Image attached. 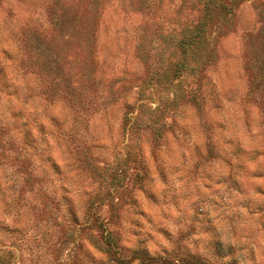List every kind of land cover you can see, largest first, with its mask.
Masks as SVG:
<instances>
[{
    "label": "rangeland",
    "instance_id": "obj_1",
    "mask_svg": "<svg viewBox=\"0 0 264 264\" xmlns=\"http://www.w3.org/2000/svg\"><path fill=\"white\" fill-rule=\"evenodd\" d=\"M0 264H264V0H0Z\"/></svg>",
    "mask_w": 264,
    "mask_h": 264
},
{
    "label": "trees",
    "instance_id": "obj_2",
    "mask_svg": "<svg viewBox=\"0 0 264 264\" xmlns=\"http://www.w3.org/2000/svg\"><path fill=\"white\" fill-rule=\"evenodd\" d=\"M196 44V40L194 39V40H192V41H190V45L192 46V45H195ZM182 48H183V51H184V47H185V44H183L182 46H181ZM185 52V51H184ZM189 53V52H188ZM110 251H111V249H110Z\"/></svg>",
    "mask_w": 264,
    "mask_h": 264
}]
</instances>
